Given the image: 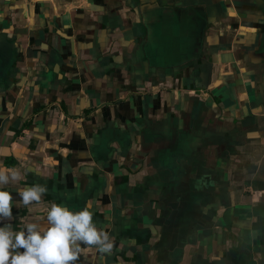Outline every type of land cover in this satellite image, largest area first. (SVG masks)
Wrapping results in <instances>:
<instances>
[{"label":"crops","instance_id":"0c3cea01","mask_svg":"<svg viewBox=\"0 0 264 264\" xmlns=\"http://www.w3.org/2000/svg\"><path fill=\"white\" fill-rule=\"evenodd\" d=\"M1 46L0 164L21 177L0 226L88 207L113 249L76 264H264V0H0ZM176 197L195 219L159 212Z\"/></svg>","mask_w":264,"mask_h":264},{"label":"clouds","instance_id":"9594fccd","mask_svg":"<svg viewBox=\"0 0 264 264\" xmlns=\"http://www.w3.org/2000/svg\"><path fill=\"white\" fill-rule=\"evenodd\" d=\"M20 177L18 169L0 164V221L12 218L13 197L7 185ZM46 192L47 187L39 184L18 190L25 206L39 202ZM82 244L101 253L113 249L109 234L97 227L88 207L73 211L52 203L46 226L29 222L21 231L13 230L10 223L0 226V264H76Z\"/></svg>","mask_w":264,"mask_h":264},{"label":"water","instance_id":"95a60500","mask_svg":"<svg viewBox=\"0 0 264 264\" xmlns=\"http://www.w3.org/2000/svg\"><path fill=\"white\" fill-rule=\"evenodd\" d=\"M8 48H11V47L10 46L9 47H5L4 46V48L2 46L0 47V51L3 49L2 53L0 54V67H2L1 62L4 63V61L6 60V58H5V56H6L5 55V52H6V50ZM3 77L4 76L0 72V78H3ZM2 82H5V81L3 80ZM115 136H116L115 134L113 136H111V139H113V140L116 139ZM163 138H164V140L159 142V147L160 148H157L159 150V152L152 153V150H148L145 153V154H147V156H146L147 159L152 160L153 158H157L160 152H162L163 154H166L165 152L168 151L167 149H169V147L167 146V143L168 142H171L172 143V145H173L172 147L173 148H175L177 146H180V147L182 146L180 144V142L182 143V140L179 138V132L177 130L171 136H170V134H169V136H167V133H166L165 135H163ZM140 142H141L140 143V151L141 152L142 151L144 152V149H147V147H148L147 145H149L150 143L147 144V143H145L142 140ZM185 144L186 143H184L183 145H185ZM203 177H204V175H201V176H199L200 180L198 179L197 181L194 180L192 182L194 184V186H192L193 187L192 188V190H193V197H195V198L197 196H199V193H201L202 189H204L202 185L200 186V183L202 182V180H203L202 178ZM198 189H200V190H198ZM174 202L175 203L173 204L172 210L170 209V206L169 207L168 206H165V205L162 206V204H161V207L158 206L159 207L158 208L159 209V212H161L165 217L167 215L168 219L171 216L173 218H175L176 216H178V217H180L183 220L184 215H187V214H189L190 217L192 216V218L195 219L194 217L196 216V213H197V210H196L197 209V206L200 207V205L198 203V200H196V201H194V200H186L183 197H176V199L174 200ZM209 202L210 203H213L211 201V199H210ZM157 203L159 204V203H161V201L158 200ZM135 214H137L136 210H135ZM188 219H190V218H188ZM136 231H138V228L136 229ZM162 232L164 233L165 230L162 229ZM136 236L138 237V236H141V235H140V233H138ZM141 238H143V239H140V240L147 241L148 240V234L146 236H144V237H141ZM176 242H180V241L176 239ZM259 243L262 245V247H260V248H262V258L260 259V261H262V260H264V229L262 231V234L259 237ZM242 257H243V255L241 254V252H239V249L236 250V251L233 250L232 251V255L229 256V260H228L229 263H226V264H247L246 261H243L244 259Z\"/></svg>","mask_w":264,"mask_h":264},{"label":"rangeland","instance_id":"374dc122","mask_svg":"<svg viewBox=\"0 0 264 264\" xmlns=\"http://www.w3.org/2000/svg\"><path fill=\"white\" fill-rule=\"evenodd\" d=\"M198 173L202 174V173H204V172H203V170L200 168V171H199ZM208 190H210V189L208 188ZM196 198H199V196H197ZM164 233H165V232H164ZM164 233H163V232L161 233L163 237H165V234H164Z\"/></svg>","mask_w":264,"mask_h":264}]
</instances>
